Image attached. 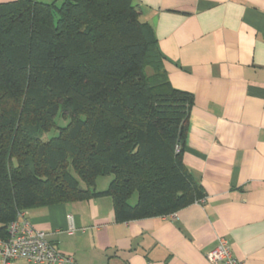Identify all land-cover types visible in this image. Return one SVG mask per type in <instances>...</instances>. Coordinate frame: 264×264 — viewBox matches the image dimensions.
<instances>
[{"label":"trees","instance_id":"16d2710c","mask_svg":"<svg viewBox=\"0 0 264 264\" xmlns=\"http://www.w3.org/2000/svg\"><path fill=\"white\" fill-rule=\"evenodd\" d=\"M192 100L134 0L0 3V238L35 207L109 195L136 220L203 201L182 160Z\"/></svg>","mask_w":264,"mask_h":264},{"label":"crops","instance_id":"0c3cea01","mask_svg":"<svg viewBox=\"0 0 264 264\" xmlns=\"http://www.w3.org/2000/svg\"><path fill=\"white\" fill-rule=\"evenodd\" d=\"M134 1L170 85L192 95L182 160L204 200L121 220L102 195L25 219L69 264H208L220 237L243 264H264V0Z\"/></svg>","mask_w":264,"mask_h":264},{"label":"built area","instance_id":"2783aa9c","mask_svg":"<svg viewBox=\"0 0 264 264\" xmlns=\"http://www.w3.org/2000/svg\"><path fill=\"white\" fill-rule=\"evenodd\" d=\"M26 212H19L7 228L6 238H0V264L24 260L28 264H69L72 257L55 250L47 241L46 234L32 228L25 219ZM208 264H243L236 259L229 243L217 239L214 249L206 254Z\"/></svg>","mask_w":264,"mask_h":264},{"label":"rangeland","instance_id":"374dc122","mask_svg":"<svg viewBox=\"0 0 264 264\" xmlns=\"http://www.w3.org/2000/svg\"><path fill=\"white\" fill-rule=\"evenodd\" d=\"M41 3H45V4H49V3H52L54 2L55 0H39ZM57 5L60 4L59 1L56 2ZM51 135H54L53 132L50 133V134H47L43 137L44 140H46L47 138L51 137ZM110 181V178H101V179H98L97 181V190H102V189H105L108 185Z\"/></svg>","mask_w":264,"mask_h":264}]
</instances>
